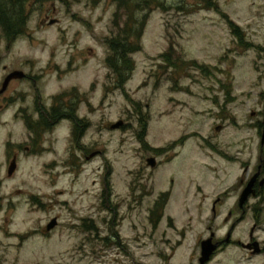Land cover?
<instances>
[{
	"label": "rangeland",
	"instance_id": "obj_1",
	"mask_svg": "<svg viewBox=\"0 0 264 264\" xmlns=\"http://www.w3.org/2000/svg\"><path fill=\"white\" fill-rule=\"evenodd\" d=\"M117 1L34 4L28 34L10 47L0 31V88L18 70L38 82L36 91L33 81H18L0 100V264H198L219 194L203 173L220 167L212 152L237 140L233 128L230 134L216 128L245 119L264 92V0H207L215 8L159 0L165 11L136 12L138 21L149 18L142 51L133 55L128 98L114 90L105 64L106 41L117 34ZM125 20L121 12V28ZM171 45L182 61L176 69L162 59ZM73 89L83 101V153L68 121L27 152L35 101L41 97L49 109ZM14 153L18 168L9 177ZM152 157L155 168L147 163ZM167 192L155 228L151 211ZM221 211L219 237L226 232L227 210ZM54 219L58 226L44 234Z\"/></svg>",
	"mask_w": 264,
	"mask_h": 264
},
{
	"label": "flooded vegetation",
	"instance_id": "obj_2",
	"mask_svg": "<svg viewBox=\"0 0 264 264\" xmlns=\"http://www.w3.org/2000/svg\"><path fill=\"white\" fill-rule=\"evenodd\" d=\"M15 72H22L25 77L14 79L8 84L3 94H0L2 101H7L11 86L18 81L28 83L33 81L37 91L38 82L23 70L9 73L0 91L3 90L7 78ZM258 97L254 109H250L245 119L243 116L242 119L225 120L224 124L229 126L223 125L216 128V131L223 134H230L228 128H233L232 133L237 136V140L225 146L220 152H212L219 160L220 167L206 168L203 173L211 187L215 186L216 182L219 185V194L213 200L211 209L209 238L205 240L212 239L213 244L217 245V250L206 264H213L219 255L225 258L218 261V264H264V92L258 94ZM53 100L49 109L43 107L41 97L35 101L34 107L37 108L38 119L34 121L30 119L26 122L33 144L32 147H27V152H36L37 144L42 143L45 133H53L63 121H68L72 126L70 136L74 138L76 150L83 153L80 144L82 132L77 130V126L83 123L78 117L79 108L83 103L82 95L78 90L73 89ZM55 110L63 112L60 120L52 122L49 128L42 126L41 114L53 113ZM18 159L19 154L14 153L11 163L16 161V168ZM223 208L227 210L222 222L226 232L219 237L214 230ZM242 231L244 232L239 234ZM200 259L201 257L198 259V264Z\"/></svg>",
	"mask_w": 264,
	"mask_h": 264
},
{
	"label": "trees",
	"instance_id": "obj_3",
	"mask_svg": "<svg viewBox=\"0 0 264 264\" xmlns=\"http://www.w3.org/2000/svg\"><path fill=\"white\" fill-rule=\"evenodd\" d=\"M52 0H0V31L3 39L12 46L18 38L26 36L28 34V23L30 20V11L34 4L46 3ZM55 1V0H54ZM197 2H207L206 8H215V5L207 0H195ZM134 3V9H130L129 0H118V13L116 14V29L115 33L107 39L106 44L108 48V56L106 58V67L110 70L111 75L109 79H114V90H121L122 93L128 98V94L125 90L127 83L132 79L136 70V64L133 60V55L142 51L141 40L148 22V14L145 15L140 21L136 19V12L138 11H151L154 6L164 10V5L159 0H131ZM126 17L121 28L119 24L121 18V12ZM219 12L218 9H216ZM122 25V26H123ZM231 26L234 25L231 23ZM237 36L238 30L235 31ZM162 59L170 67L178 68L182 61L177 58L175 45H171L168 53L162 56ZM197 66L196 63H193ZM42 113V112H41ZM48 113V114H46ZM41 114L42 126L50 127V124L56 120H60L63 115L61 110H55L52 112H46ZM83 123L77 126V130L80 131ZM33 128V127H31ZM33 129H36L33 128ZM144 139L140 137V141L144 144ZM186 140L175 143L172 148L182 145ZM146 146V144H145ZM164 150L154 151L156 155H163ZM170 200V193L162 194L157 200L154 209L151 211V222L155 228L164 217L165 209Z\"/></svg>",
	"mask_w": 264,
	"mask_h": 264
},
{
	"label": "water",
	"instance_id": "obj_4",
	"mask_svg": "<svg viewBox=\"0 0 264 264\" xmlns=\"http://www.w3.org/2000/svg\"><path fill=\"white\" fill-rule=\"evenodd\" d=\"M56 24V21H52L49 23L50 26ZM25 77L24 73L22 72H15L13 74H11L7 80L5 81V84L3 86V90L0 91V94H3V92L6 90V88L8 87V84L14 80V79H23ZM122 126V123H118V124H115L112 126V129H118ZM96 154L92 155L95 156ZM148 164L151 166V167H155L156 166V159H150L148 161ZM16 171V161H13L11 163V166L9 168V171H8V175L11 177L13 176V174L15 173ZM58 226V220L57 219H54L46 228V233H50L51 231H53L56 227ZM217 250V245H214L213 244V240L210 239V240H207V241H204L202 243V254H201V259H200V264H206L211 256L213 255V253Z\"/></svg>",
	"mask_w": 264,
	"mask_h": 264
}]
</instances>
